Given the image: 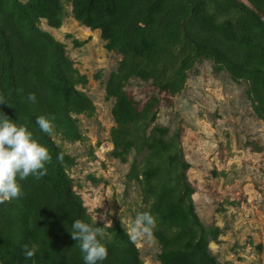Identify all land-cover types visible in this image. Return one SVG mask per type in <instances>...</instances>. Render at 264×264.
<instances>
[{"label":"trees","instance_id":"16d2710c","mask_svg":"<svg viewBox=\"0 0 264 264\" xmlns=\"http://www.w3.org/2000/svg\"><path fill=\"white\" fill-rule=\"evenodd\" d=\"M70 2L74 19L99 31L104 49L122 57L105 84V98L114 102L111 156L121 163L132 153L142 156L127 178L141 186L139 212L149 211L156 220L158 264H223L210 245L219 244L224 231L206 226L198 214L180 128L169 137V128L156 123L158 98L141 108L128 86L139 81L175 97L187 88L196 65L207 60L215 72L247 86L253 112L264 121V0ZM67 16L63 0H0V94L12 105L0 104V116L26 125L52 158L47 175L20 180L21 196L0 204V264H84L69 230L76 219L91 223L92 216L69 174L76 159L53 136L83 142L78 117H92L96 106L86 93L89 78L76 68L67 46L41 28L45 22L60 30ZM66 39L74 49L86 45L71 35ZM29 93L36 103L26 100ZM40 115L54 117L53 135L36 124ZM61 152L63 161L57 159ZM102 242L108 256L98 264H144L119 221L105 229ZM24 244L35 246L31 259L24 257Z\"/></svg>","mask_w":264,"mask_h":264},{"label":"rangeland","instance_id":"374dc122","mask_svg":"<svg viewBox=\"0 0 264 264\" xmlns=\"http://www.w3.org/2000/svg\"><path fill=\"white\" fill-rule=\"evenodd\" d=\"M63 1L68 16L62 29L45 22L41 28L67 46L76 68L89 78L86 93L96 113L78 117L83 142L69 143L56 133L53 139L76 159L69 174L90 215L100 225L106 214L107 220L122 224L121 218L132 219L143 207L141 186L127 178L134 160L140 163L142 156L132 153L127 163L111 156L114 102L106 100L105 84L122 57L107 52L100 32L82 27L71 14V0ZM67 35L86 45L74 49ZM246 90L228 74L215 72L207 60L196 65L187 88L175 97L139 81L128 86L141 108L151 97L158 98L156 123L169 128V137L180 128L198 214L206 226L224 231L220 243L210 245L223 264H264V121L255 116ZM136 244L144 264H158L161 248L154 236Z\"/></svg>","mask_w":264,"mask_h":264},{"label":"clouds","instance_id":"9594fccd","mask_svg":"<svg viewBox=\"0 0 264 264\" xmlns=\"http://www.w3.org/2000/svg\"><path fill=\"white\" fill-rule=\"evenodd\" d=\"M26 100L36 103L35 93H29ZM4 103L8 101L0 94V104ZM53 120L54 117L40 115L36 118V124L42 132L51 136L54 134ZM63 155L61 152L57 159L63 161ZM51 159L48 148L34 138L26 125L18 124L6 114L0 116V204L21 196L20 180L30 176L40 179L47 175L46 165ZM104 220L103 227H98L96 216L92 217L91 223L76 219L71 230L68 229L72 239L78 242L84 264H98L107 259L108 249L102 240L105 229L111 227L112 222L107 220V214ZM121 221L132 243L153 239L156 220L149 211L137 212L134 218H121ZM23 250L25 259H31L36 254L35 246L29 248L28 244H24Z\"/></svg>","mask_w":264,"mask_h":264}]
</instances>
